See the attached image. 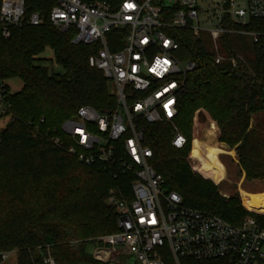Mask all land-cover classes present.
I'll return each instance as SVG.
<instances>
[{
  "label": "trees",
  "instance_id": "trees-1",
  "mask_svg": "<svg viewBox=\"0 0 264 264\" xmlns=\"http://www.w3.org/2000/svg\"><path fill=\"white\" fill-rule=\"evenodd\" d=\"M117 7L124 0H97ZM51 0H25V16L37 13L39 26L26 23L11 29L4 39L0 31V84L5 89L0 118V253L16 254V264H102L88 250L94 239L117 231L116 217L106 204L107 192L122 185L101 165L86 166L51 144L46 134L60 136L61 124L82 107L98 112L115 108L109 82L89 68L87 59L96 46L71 43L72 29L56 30L49 23ZM231 33L216 41L217 53L239 56L215 64L216 52L206 33L198 38L188 30H173L178 43L175 58L192 63L182 90L176 97L173 125L185 137L182 149L171 146V125L142 123L143 145L151 150V167L163 178L167 192H176L183 205L239 225L251 216L264 228V214L239 204L234 197L222 198L216 187L193 173L185 158L197 153L199 140L192 126L195 112L204 111L219 130V143L234 149L247 181L264 180V21L244 25L227 21ZM108 46H115L108 35ZM49 50L51 58H41ZM45 62L63 69L57 74ZM19 80V92L11 94L6 81ZM199 114L198 126L206 120ZM54 131V133H52ZM35 133H37L36 136ZM216 178L208 169L199 171ZM252 202L250 204H256ZM253 210V211H251ZM166 264H174L169 257ZM178 264H227L224 260L180 259Z\"/></svg>",
  "mask_w": 264,
  "mask_h": 264
},
{
  "label": "built area",
  "instance_id": "built-area-1",
  "mask_svg": "<svg viewBox=\"0 0 264 264\" xmlns=\"http://www.w3.org/2000/svg\"><path fill=\"white\" fill-rule=\"evenodd\" d=\"M49 23L72 29L71 43L96 46L87 59L112 85L115 108L98 112L82 107L60 126V136L46 134L86 166L101 165L128 184L107 192L106 204L116 217L117 231L94 239L90 254L102 264H174L180 259L224 260L227 264H264V228L254 219L232 225L221 217L183 205L167 192L163 178L151 167V150L143 145V125H171V146L182 149L185 137L173 125L176 97L195 65L175 58L173 30L210 37L215 64L242 61L217 53L216 41L227 33V21L244 25L264 21V0H124L111 7L97 0H51ZM37 13L25 16V0H0V31L4 39L24 23L39 26ZM111 35L115 50L108 46ZM5 89L0 84V115ZM201 110L195 112L194 119ZM54 133V131L52 132ZM35 133L34 136H36ZM194 170V165L192 166ZM10 253H0L4 262ZM47 264H55L48 255Z\"/></svg>",
  "mask_w": 264,
  "mask_h": 264
},
{
  "label": "rangeland",
  "instance_id": "rangeland-1",
  "mask_svg": "<svg viewBox=\"0 0 264 264\" xmlns=\"http://www.w3.org/2000/svg\"><path fill=\"white\" fill-rule=\"evenodd\" d=\"M41 58L50 59L51 58V52L49 50H46V52L41 56ZM186 64V63H183ZM44 65H46L50 70H52L54 73L61 74L63 73V69L56 66L55 64H52L50 62H45ZM5 84L8 87V90L11 94L17 93L20 91L22 83L15 79L11 81H6ZM109 91L111 94L114 93V89L112 85L109 83ZM205 117H207L206 113H202ZM208 118V117H207ZM209 119V118H208ZM8 119L7 118H0V129L5 127L7 124ZM214 123V122H213ZM210 123L207 124H200L198 126L194 125L192 126V144L194 142V136L196 135L201 141L206 142L210 146H217L219 147L223 152L219 153L216 156V159L218 163L223 166L224 172L219 175L214 173L213 171L209 170L210 172H213L216 175V178L209 176V175H203L199 171L201 160L197 159L196 161L191 162V160L188 159V157L185 158L186 162L188 163L191 171L197 175H199L201 178L205 180H213L210 181L217 189L218 194L222 198H229L234 197L238 200L239 204L242 206H248L253 207L255 209L261 210L262 212L253 211L255 214H264V206L260 204L257 201H250L248 203H243L241 199V191L251 193V194H258V193H264V180H253V181H247L245 179V174L240 168L237 160L236 153L234 149H229L226 145L219 143V130L216 127V124L214 123V130L212 136L208 134L207 130L209 129ZM203 129V131H202ZM203 132V133H202ZM202 133V134H201ZM209 137V138H208ZM203 139V140H202ZM211 142V143H210ZM191 151L188 154L191 155L192 152V146ZM190 158V157H189ZM194 165L195 172L192 170V166ZM197 165V167H196ZM199 170V171H198ZM203 170V169H202ZM252 202H257L256 204H250ZM246 207L247 209H249ZM250 210V209H249ZM252 218L251 216H246L244 219ZM243 219V220H244ZM253 219V218H252ZM91 248L88 250L90 252ZM0 264H16V254L14 252L10 253L7 259L4 262H0Z\"/></svg>",
  "mask_w": 264,
  "mask_h": 264
},
{
  "label": "bare ground",
  "instance_id": "bare-ground-1",
  "mask_svg": "<svg viewBox=\"0 0 264 264\" xmlns=\"http://www.w3.org/2000/svg\"><path fill=\"white\" fill-rule=\"evenodd\" d=\"M198 114H199V116L203 115L202 113H198ZM208 122L210 123V125H209V129L207 130V132L209 135L212 136L213 130H214V123L210 120H206L203 123H201V125L207 124ZM202 131H203V129H202ZM198 140H199V146L197 149V153L192 157H190L188 155V159L191 160V162L196 161L197 159H200L201 163H200L199 170L209 169V170L213 171L214 173L221 175L224 172V168H223V166H221L218 163L216 156L219 153H222L223 151L217 146L208 145L206 142L201 141V139H199V138H198ZM191 144H192V142H191ZM196 167H197V165H196ZM240 194H241V199H242L243 203H248L250 201H257L264 206V193L251 194V193L241 191Z\"/></svg>",
  "mask_w": 264,
  "mask_h": 264
},
{
  "label": "crops",
  "instance_id": "crops-1",
  "mask_svg": "<svg viewBox=\"0 0 264 264\" xmlns=\"http://www.w3.org/2000/svg\"><path fill=\"white\" fill-rule=\"evenodd\" d=\"M200 112H202V113H205V112H204V111H202V110H201ZM206 115H207V114H206ZM207 117H208V116H207ZM209 120H210V119H209Z\"/></svg>",
  "mask_w": 264,
  "mask_h": 264
}]
</instances>
